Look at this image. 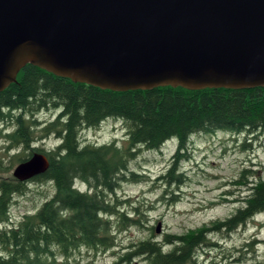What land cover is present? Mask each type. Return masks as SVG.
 <instances>
[{"label": "trees", "instance_id": "16d2710c", "mask_svg": "<svg viewBox=\"0 0 264 264\" xmlns=\"http://www.w3.org/2000/svg\"><path fill=\"white\" fill-rule=\"evenodd\" d=\"M42 111L53 112L54 118L40 123ZM106 120L123 126L124 142L81 143L79 132ZM0 125L4 131L10 128L2 135L7 143L4 156L12 153L10 164L24 162L34 153L48 160L45 173L20 182L1 176L11 167L0 157V264H55L58 257L67 260L81 250H113L115 229L142 227L144 214L137 208L128 212L123 208L128 201L109 199L121 183L143 181L142 175L128 168L142 150L157 151L167 141L176 142L166 171L156 179L171 186L182 182L180 166L189 159L192 136H243L242 150L250 149L251 141H264V87L114 92L73 83L28 64L16 82L0 92ZM50 136L58 141L54 147L35 146ZM75 181L85 184L86 191L74 188ZM31 183L49 184L53 193L38 209L13 223V199L23 195ZM231 183L245 194L236 200L241 207L228 218L182 235L165 234L162 242L154 239L155 228L151 227L153 238L131 244L113 264L136 259L144 264H195V252L209 235L230 234L256 216L264 217V179L259 172L245 167ZM247 247L252 250V244ZM255 264H264V260Z\"/></svg>", "mask_w": 264, "mask_h": 264}, {"label": "water", "instance_id": "95a60500", "mask_svg": "<svg viewBox=\"0 0 264 264\" xmlns=\"http://www.w3.org/2000/svg\"><path fill=\"white\" fill-rule=\"evenodd\" d=\"M28 64L114 92L264 87V0H0V92Z\"/></svg>", "mask_w": 264, "mask_h": 264}, {"label": "rangeland", "instance_id": "374dc122", "mask_svg": "<svg viewBox=\"0 0 264 264\" xmlns=\"http://www.w3.org/2000/svg\"><path fill=\"white\" fill-rule=\"evenodd\" d=\"M54 115L53 112L42 111L38 121L45 123L53 119ZM2 127L0 125V157L3 158L4 165L9 166L11 162L9 156L12 153L4 156L7 152V143L2 135L7 134L10 128L4 131ZM245 139L243 136L225 133L192 136L187 152L189 159L180 166V172L183 173L182 182L171 186L156 179L166 171L176 150V142L167 141L157 151L142 150L129 163L128 168L142 175L143 181L123 182L115 194L109 197V199L117 197L119 202L128 201L123 204L124 210L128 212L137 208L144 214L142 227L126 231L115 229L117 246L113 250L105 252L81 250L67 260L58 257L55 264H113L129 251L131 244L151 238L152 232L149 230L151 227L156 228L159 225V233H154L153 236L155 240L162 242L165 234L182 235L189 230L202 226L209 227L211 222L228 218L241 207L236 200L245 194L244 190L231 183L237 179L240 171L248 167L258 171L264 179V141H251L250 149L242 150L241 146ZM79 140L82 144L97 146L113 140L121 143L124 142L123 126L116 124L115 121L106 120L96 128L79 132ZM57 143L58 141L50 136L35 146L50 149ZM18 164L11 163V168L1 176L13 178L12 172ZM75 183L79 186L78 182ZM84 189L85 187L81 186V190ZM52 193V186L49 184H28L27 191L13 199L10 208L11 221L16 223L27 212H34ZM212 202L215 205H211ZM110 222L114 225L115 219H111ZM263 222V215H258L230 234L218 232L209 235L207 243L195 252V264H255L263 261ZM249 244H252V250L247 247ZM129 264L144 262L136 259Z\"/></svg>", "mask_w": 264, "mask_h": 264}, {"label": "bare ground", "instance_id": "6f19581e", "mask_svg": "<svg viewBox=\"0 0 264 264\" xmlns=\"http://www.w3.org/2000/svg\"><path fill=\"white\" fill-rule=\"evenodd\" d=\"M81 186H84L85 188H86V186H85V184H83V183H79V186H74V188H76V189H78V190H81Z\"/></svg>", "mask_w": 264, "mask_h": 264}]
</instances>
